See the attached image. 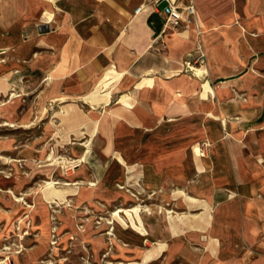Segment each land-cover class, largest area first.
I'll return each mask as SVG.
<instances>
[{"label":"crops","instance_id":"crops-1","mask_svg":"<svg viewBox=\"0 0 264 264\" xmlns=\"http://www.w3.org/2000/svg\"><path fill=\"white\" fill-rule=\"evenodd\" d=\"M150 1L0 0V48L11 52L0 64V96H10L1 106L9 125L31 132L14 161L55 162L38 164L55 165L46 175L26 163L13 200L1 199V234L17 226L14 243L33 245L24 263L47 250L44 203L127 198L112 190L122 183L172 204L162 230L173 246L202 244L222 264L253 251L251 264H264V0H194L203 32L168 31L166 45L152 44L162 19ZM197 47L206 58L195 75L184 61ZM54 157L84 164L57 176ZM36 175L50 192L34 194ZM138 207L123 208L126 226L136 227ZM167 242L155 243V257Z\"/></svg>","mask_w":264,"mask_h":264},{"label":"rangeland","instance_id":"rangeland-1","mask_svg":"<svg viewBox=\"0 0 264 264\" xmlns=\"http://www.w3.org/2000/svg\"><path fill=\"white\" fill-rule=\"evenodd\" d=\"M7 53L10 54L11 52L0 48L1 65L7 60ZM12 72L14 74L18 73L19 68L16 66V68L12 69ZM19 84L21 83L19 82ZM9 97L4 94L0 96V209L4 207L1 203V199H4L3 197L7 195L13 200L9 192V186L16 170L27 178L29 169L26 163L33 168V173H44V175H46V170L44 171V169L49 168L50 171L55 167V165L47 168L42 167L49 163L47 157L34 159L35 162L42 166L34 162L14 161L16 157L14 152H12L14 151L13 148L15 147L24 152V141L28 139L31 132L24 129L21 123L9 125L8 120H6L5 106H1ZM20 111L21 109H19L18 113ZM35 130L34 133L36 134L38 129L35 128ZM10 140L16 141L15 146L8 145ZM50 153H52L51 148L49 149ZM54 158L55 161L57 160L56 175L59 172L62 176L67 177L76 170L72 169L65 173L64 168L70 165L72 160L67 158L64 162H61V159ZM52 159L50 161H53ZM58 162L61 163L59 164ZM81 164H84V162H81ZM45 180L44 176H34L31 182V186H35L34 194H40L41 191L39 190L44 185V193L50 192L48 190L49 185L46 187L44 183ZM112 190L125 192L129 196L124 198L117 195L111 200L97 198L91 204H73L68 201L63 202V204L44 203L42 211L45 214V218L48 219V225L51 229L47 238V250L32 260L31 263L22 262V257L33 245L30 242H24L23 238L21 244L20 238L18 242L14 243L16 238L14 234H17L20 228L14 227L12 232L8 233L9 236L2 235L0 232V264H222V262L226 261L223 256L218 258L213 254H209V248L202 244L192 243L193 245H187L183 243V245L176 247L171 244V241L168 240L167 242V236L164 235L166 232L162 229L167 223L168 215H174V213L171 212L173 211L171 208L172 204L168 201L160 200L157 194L148 191L149 193L142 192L140 196H136V193H131L122 183L114 184ZM51 193L53 194L54 192ZM63 193L65 194L62 191V193H54V195L63 196ZM16 196L22 197V195ZM51 201L54 202V200ZM28 205H31L32 208L34 207L33 204ZM134 205L142 206L138 207L137 210L140 217H142L147 232L143 230V224L140 217L137 216V212H134L135 222L132 223L137 228L126 226L128 222L124 217L127 219L129 217L125 214L123 219L126 225L111 216L117 209L131 208ZM34 210L36 211V208H33ZM126 210L123 209L120 213L121 216L123 212L131 213ZM167 211L171 213H167ZM1 228L0 224V230ZM31 230L30 232H32ZM22 234L26 233L23 232ZM161 235L162 238L160 239ZM165 241L170 245L164 253L159 257H152L150 261L144 263L145 254L155 247V243H164ZM246 257L242 259L244 264H251L259 258V255L250 251Z\"/></svg>","mask_w":264,"mask_h":264},{"label":"built area","instance_id":"built-area-1","mask_svg":"<svg viewBox=\"0 0 264 264\" xmlns=\"http://www.w3.org/2000/svg\"><path fill=\"white\" fill-rule=\"evenodd\" d=\"M149 5L153 12L160 16L162 25L159 31L154 35L152 44H165L164 37L168 31L186 33L191 28L195 30L198 36L203 32L197 15L194 0H151ZM145 5L135 9L134 14L143 10ZM203 50L196 48L193 52L187 54V59L184 61V66L192 74L197 75L195 69L202 67L205 61ZM211 143L204 141L201 143L202 152L207 151ZM81 164L79 159L72 160L71 164L64 168L65 173L72 169H76Z\"/></svg>","mask_w":264,"mask_h":264},{"label":"bare ground","instance_id":"bare-ground-1","mask_svg":"<svg viewBox=\"0 0 264 264\" xmlns=\"http://www.w3.org/2000/svg\"><path fill=\"white\" fill-rule=\"evenodd\" d=\"M50 163L55 164V162L50 161V158L47 159ZM80 161V160H79ZM51 184V183H50ZM16 201H19V199H15ZM123 211V209H117L114 211V213L112 214L113 217L117 218L119 221H121L124 225H126L125 220L123 219V217L121 216V212ZM129 211V210H127ZM124 213V212H123ZM163 250V246H158L155 247L153 249H151L148 253L145 254L143 260L144 263H147L148 261H150V258L155 257L157 255H159V253Z\"/></svg>","mask_w":264,"mask_h":264},{"label":"trees","instance_id":"trees-1","mask_svg":"<svg viewBox=\"0 0 264 264\" xmlns=\"http://www.w3.org/2000/svg\"><path fill=\"white\" fill-rule=\"evenodd\" d=\"M153 20H154V17L152 16V17L150 18V20H149V21L152 23V22H153ZM159 25H160V23L158 24V26H157V27H156V26H154L155 30H157V31H158Z\"/></svg>","mask_w":264,"mask_h":264}]
</instances>
